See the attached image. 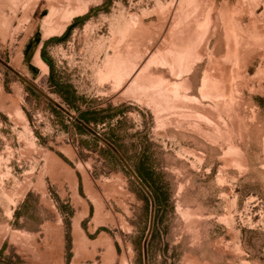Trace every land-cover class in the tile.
<instances>
[{"label":"rangeland","instance_id":"374dc122","mask_svg":"<svg viewBox=\"0 0 264 264\" xmlns=\"http://www.w3.org/2000/svg\"><path fill=\"white\" fill-rule=\"evenodd\" d=\"M0 264H264V0H0Z\"/></svg>","mask_w":264,"mask_h":264},{"label":"trees","instance_id":"16d2710c","mask_svg":"<svg viewBox=\"0 0 264 264\" xmlns=\"http://www.w3.org/2000/svg\"><path fill=\"white\" fill-rule=\"evenodd\" d=\"M86 17H88V14L85 15L84 17L82 18H78L77 19V22H80L82 20H84ZM70 29V27L68 28V30ZM67 34V32L64 34L63 37H65ZM57 41L56 39H51L49 42H55ZM41 59L42 61L47 65V67L49 68V75L50 77L52 76V73H53V66L51 64V62L45 57L44 53H43V50L41 51ZM56 89H57V93L59 94H69V96H71L73 94V90L71 89V86H62V85H58L56 86ZM70 102V101H69ZM85 116V114H84Z\"/></svg>","mask_w":264,"mask_h":264},{"label":"water","instance_id":"95a60500","mask_svg":"<svg viewBox=\"0 0 264 264\" xmlns=\"http://www.w3.org/2000/svg\"><path fill=\"white\" fill-rule=\"evenodd\" d=\"M24 82L27 83L30 87L34 88V86L31 83H29L27 80H24ZM34 89L37 90L36 88H34ZM124 165H125L126 169L129 170V167L126 165V163H124ZM130 173L135 178V180L137 181V183L140 184L141 188H143V190L146 191V188L143 186V184L141 183V181L139 180V178L137 176H135V174L132 171H130ZM150 230H151V223H150V227H149V232H150Z\"/></svg>","mask_w":264,"mask_h":264},{"label":"bare ground","instance_id":"6f19581e","mask_svg":"<svg viewBox=\"0 0 264 264\" xmlns=\"http://www.w3.org/2000/svg\"><path fill=\"white\" fill-rule=\"evenodd\" d=\"M75 224H76V223H75ZM75 224H74V225H75ZM75 227H76V226H75ZM73 236H74V235H73Z\"/></svg>","mask_w":264,"mask_h":264}]
</instances>
